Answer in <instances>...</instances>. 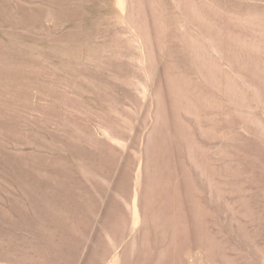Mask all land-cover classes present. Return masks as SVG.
<instances>
[{
    "label": "rangeland",
    "instance_id": "1",
    "mask_svg": "<svg viewBox=\"0 0 264 264\" xmlns=\"http://www.w3.org/2000/svg\"><path fill=\"white\" fill-rule=\"evenodd\" d=\"M123 249L264 264V0H0V264Z\"/></svg>",
    "mask_w": 264,
    "mask_h": 264
},
{
    "label": "bare ground",
    "instance_id": "2",
    "mask_svg": "<svg viewBox=\"0 0 264 264\" xmlns=\"http://www.w3.org/2000/svg\"><path fill=\"white\" fill-rule=\"evenodd\" d=\"M161 150H162V149H161ZM85 163H86V162H85ZM160 168H161V167H160ZM157 170L159 171V168H158ZM158 171H157V172H158ZM163 171H164V170H163ZM173 171H174V170H173ZM155 172H156V170H155ZM157 172H156V173H157ZM89 173H90V172H89ZM154 174H155V173H154ZM165 174H166V172H165ZM179 174H180V173H179ZM155 175H156V174H155ZM158 175H160V174L158 173ZM156 176H157V175H156ZM163 176H164V175H163ZM163 176L161 175L160 177L162 178ZM166 176H167V175H166ZM158 177H159V176H158ZM164 177H165V176H164ZM168 177H169V176H167V177H165V178L167 179ZM161 178H157L158 181H159V179H161ZM115 179H116V178H115ZM148 179H150V178L148 177ZM155 179H156V177L153 178V181H154ZM150 180H152V179H150ZM150 180H149V182L151 183ZM76 181H77V180H76ZM111 181H112V180H111ZM144 181H145V180H144ZM155 181H156V180H155ZM155 181H154V182H155ZM126 182H127V181H126ZM159 182H161V181H159ZM147 183H148V181L146 182V184H147ZM155 183H156V182H155ZM157 183H158V182H157ZM114 184H115V183H114ZM127 184H128V183H127ZM147 185H148V184H147ZM151 185H153V184H151ZM151 185H149V186H151ZM155 185H157V184H155ZM158 185H159V184H158ZM178 186H181V185H178ZM103 187H104V186H103ZM126 187H127V186H126ZM145 187H147V186L145 185ZM95 188H96V187H95ZM151 188H152V187H151ZM143 189H144V187H143ZM143 191L145 192V190H143ZM144 192H143V193H144ZM175 192H176V191H175ZM180 192H181V191H180ZM180 194H181V193H180ZM145 195H146V194H145ZM145 195H144V196H145ZM147 195H148V194H147ZM149 195H150V194H149ZM183 196H184V195H183ZM108 197H109V196H108ZM156 197H157L156 195H153V200L151 201L152 203H153V201L156 199ZM163 197H164V196H163ZM45 199H46V198H45ZM140 199H141V198H140ZM146 199H147V198H146ZM146 199H145V197L142 199V200H143V201H142V205H143V202H144V205H145V200H146ZM148 199H149V198H148ZM183 199H184V198H183ZM46 200H47V199H46ZM150 200H151V199H150ZM180 200H181V198H180ZM146 202H147V201H146ZM148 202H149V201H148ZM148 202H147V203H148ZM154 203H156V202L154 201ZM158 204H159V203H158ZM97 206H98V205H97ZM149 206L151 207V205H149V203H148V207H149ZM154 206H155V205H154ZM144 207H145V206H144ZM144 207H143V208H144ZM150 207H149V208H150ZM162 207H163V206H162ZM156 208L158 209V207H156ZM61 209H62V208H61ZM119 209H120V208H119ZM119 209H118V210H119ZM144 209H145V208H144ZM151 209H152V208H151ZM157 209H156V210H157ZM160 209H161V208H160ZM160 209H159V211H160ZM163 209H164V208H163ZM148 211H149V210H148ZM159 211H156V212H159ZM149 212H150V211H149ZM160 212H161V211H160ZM163 212H164V211H163ZM163 212H162V213H163ZM162 213H161V215H162ZM144 214H145V211H144ZM154 214H155V213H154ZM157 214H158V213H157ZM159 214H160V213H159ZM150 215H151V217H152V213L149 214V217H150ZM100 216H102V215H100ZM103 216H104V215H103ZM106 216H107V215H106ZM159 216H160V215H159ZM159 216H158V217H159ZM149 217H148V218H149ZM151 217H150V218H151ZM153 218H154V216H153ZM162 218H163V216H162ZM100 219H101V218H100ZM158 219H160V218H158ZM155 220H156V219H155ZM163 220H164V219H163ZM163 220H162V221H163ZM98 221H99V220H98ZM115 221H116V220H115ZM150 221H151V220H150ZM159 221L161 222V219H160ZM110 222H111V221H110ZM145 222H147V221L145 220ZM156 222H157V221H156ZM112 223H113L114 225H117V224H115L116 222H112ZM161 223H162V222H161ZM158 224H159V223H157V225H158ZM118 225H119V224H118ZM100 226H101V225H100ZM111 226H112V225H111ZM94 227H95V226H94ZM112 227H113V226H112ZM158 227H160V226H158ZM113 228H114V227H113ZM113 228H112V229H113ZM115 228H116V227H115ZM118 228H119V227H118ZM112 229H111V230H112ZM191 229H192V228H191ZM113 230H114V229H113ZM115 230H116V229H115ZM172 233H173V232H172ZM113 235H114V233H113ZM116 235H117V233H116ZM116 235H114V236H116ZM93 236H94V235H93ZM140 236H141V235H140ZM160 236H161V235H160ZM193 236H194V235H193ZM193 236H192V237H193ZM142 238H143V237H142ZM142 238H141V239H142ZM90 239H91V238H90ZM139 239H140V238H139ZM134 241H135V240H134ZM139 241H140V240H139ZM141 241H143V240H141ZM144 241H145V239H144ZM146 242H147V241H146ZM136 243H138L137 240H136ZM143 243H144V242H143ZM77 244H78V243H77ZM77 244H76V245H77ZM129 244H130V243H129ZM133 244H135V243H133ZM137 245H140V244H137ZM78 246H79V244H78ZM134 246H135V245H134ZM141 246H142V245H141ZM141 246H138V247L140 248ZM125 247H126V246H125ZM130 247H131V246H130ZM196 247H197V246H196ZM135 249H136V248H135ZM135 249H133V250H135ZM97 250H98V249H97ZM123 250H124V249H123ZM123 250H122V251H123ZM140 250H142V247L140 248ZM202 250H203V249H202ZM137 251H138V250H137ZM91 252H92V251H91ZM129 252H130V249H129L128 252H127V250L125 249L122 253L120 252V253H121V254H120V257H119V255L117 254L118 257H119V258H118L119 260H118V263H117V264H143V262L140 261V259H139L140 262H137V261H136V263H132L131 258H132V257L135 258V256H132V254H128ZM134 252H136V251H134ZM140 252H141V251H140ZM140 252H139V254H141ZM191 252H192V251H191ZM98 253H99V252H98ZM92 254H94V253H92ZM117 255H116V256H117ZM130 255L132 256L131 258H130ZM91 256H92V255H91ZM101 256H102V255H101ZM203 257H204V256H203ZM140 258H141V256H140ZM70 259H71V258H70ZM79 259H80V258H79ZM82 259H83V258H82ZM90 259H91V258H90ZM92 259H93V258H92ZM112 259H113V258H112ZM115 259H116V258H115ZM84 260H85V259H84ZM84 260H83V262H86V261H87V260H86V261H84ZM137 260H138V259H137ZM91 261H92V260H91ZM112 261H113V260H112ZM78 262H79V261H78ZM78 262H74V263H78ZM92 262H93V261H92ZM204 262H205V261H204ZM69 263H70V262H69ZM72 263H73V262H72ZM94 263H95V262H94ZM114 263H115V260H114ZM168 263H169V262H168ZM201 263H202V262H201ZM80 264H81V263H80ZM91 264H92V263H91ZM115 264H116V263H115ZM172 264H173V263H172Z\"/></svg>",
    "mask_w": 264,
    "mask_h": 264
}]
</instances>
